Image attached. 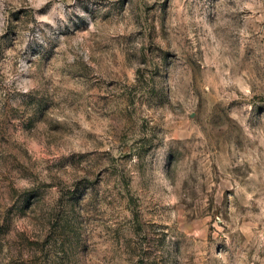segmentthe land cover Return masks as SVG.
Returning <instances> with one entry per match:
<instances>
[{
    "label": "rangeland",
    "instance_id": "rangeland-1",
    "mask_svg": "<svg viewBox=\"0 0 264 264\" xmlns=\"http://www.w3.org/2000/svg\"><path fill=\"white\" fill-rule=\"evenodd\" d=\"M112 7L47 39L0 11V264H264V129L190 111L264 112V0ZM161 133L180 148L154 183Z\"/></svg>",
    "mask_w": 264,
    "mask_h": 264
},
{
    "label": "clouds",
    "instance_id": "clouds-1",
    "mask_svg": "<svg viewBox=\"0 0 264 264\" xmlns=\"http://www.w3.org/2000/svg\"><path fill=\"white\" fill-rule=\"evenodd\" d=\"M115 3L117 0H60L59 3H56L55 0H19L18 3L14 4L13 0H0V11H3L5 7L25 8L27 11L22 17V26L25 30L23 35H27L31 31L35 36L47 39L58 37L69 29L75 31L77 28H83L86 23L92 22L96 16H103L112 12V6ZM22 48L23 46L16 51H20ZM11 55L14 59H19V64L24 66L20 69L21 71H34L31 66L25 64V59H20L15 52ZM11 62L10 59L8 64L10 65ZM5 76L4 84L7 85L12 79V73L7 68L5 69ZM38 82L39 78H37ZM23 90L26 91L27 89ZM238 99L245 102L235 108H229L227 105L217 108L212 124L209 123L206 111L201 113L192 108L190 109L191 116L193 119L199 120L200 126L204 129V135L209 137L218 136L226 139L235 130H242L247 135L252 136L253 133L257 132V127H251V125L258 122V127L264 129V112L258 110L249 112L250 105L247 100H250L251 96L239 97ZM192 102L195 103V97H193ZM179 148L180 145L173 142L171 136L159 134L153 141L151 152L140 161L143 168L141 169L142 176L139 178L159 183L163 178L164 170L168 168L170 163H173L175 156L178 155L177 150ZM114 154L116 153L114 152ZM133 163H137L135 156H133ZM58 175L63 177L65 173L61 172ZM163 183L167 186V181H163ZM24 258L30 260V254L25 252ZM219 260L223 264H228L224 256L219 257Z\"/></svg>",
    "mask_w": 264,
    "mask_h": 264
}]
</instances>
